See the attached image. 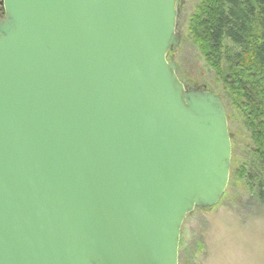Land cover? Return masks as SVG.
<instances>
[{
    "label": "water",
    "instance_id": "water-1",
    "mask_svg": "<svg viewBox=\"0 0 264 264\" xmlns=\"http://www.w3.org/2000/svg\"><path fill=\"white\" fill-rule=\"evenodd\" d=\"M180 1L0 0V264H178L232 153L168 59Z\"/></svg>",
    "mask_w": 264,
    "mask_h": 264
},
{
    "label": "rangeland",
    "instance_id": "rangeland-1",
    "mask_svg": "<svg viewBox=\"0 0 264 264\" xmlns=\"http://www.w3.org/2000/svg\"><path fill=\"white\" fill-rule=\"evenodd\" d=\"M201 1H180L181 42L168 59L176 63L183 83L211 91L222 100L232 147L230 176L217 204L195 208L185 217L178 264H264V201L258 196V180L263 172L252 155L243 114L225 95L221 79L207 66L189 35L190 18Z\"/></svg>",
    "mask_w": 264,
    "mask_h": 264
},
{
    "label": "trees",
    "instance_id": "trees-1",
    "mask_svg": "<svg viewBox=\"0 0 264 264\" xmlns=\"http://www.w3.org/2000/svg\"><path fill=\"white\" fill-rule=\"evenodd\" d=\"M188 32L243 114L263 172L258 196L264 201V0H202Z\"/></svg>",
    "mask_w": 264,
    "mask_h": 264
},
{
    "label": "flooded vegetation",
    "instance_id": "flooded-vegetation-1",
    "mask_svg": "<svg viewBox=\"0 0 264 264\" xmlns=\"http://www.w3.org/2000/svg\"><path fill=\"white\" fill-rule=\"evenodd\" d=\"M3 15H4V13H3V9H2V6L0 5V19L1 18H3ZM170 54V53H169ZM169 56V55H168Z\"/></svg>",
    "mask_w": 264,
    "mask_h": 264
}]
</instances>
